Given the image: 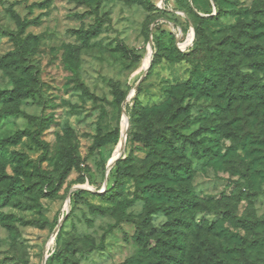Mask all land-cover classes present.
Returning <instances> with one entry per match:
<instances>
[{"label":"rangeland","instance_id":"rangeland-1","mask_svg":"<svg viewBox=\"0 0 264 264\" xmlns=\"http://www.w3.org/2000/svg\"><path fill=\"white\" fill-rule=\"evenodd\" d=\"M14 15L30 25L9 58L18 49ZM200 25L209 48L202 63L243 30L257 46L264 0H0V93L30 94L0 101V142L30 130L48 147L23 138L2 150L0 176L18 177L21 191L0 203V264H153L142 240L163 243L177 217L190 222L195 261H240L245 253L264 264V103L222 110L190 89L196 63L187 54ZM240 61L250 72V60ZM258 77L264 82L263 71ZM202 125L234 130L227 138L199 135L216 159H196L174 139L175 131L189 136ZM124 128L126 146L114 159ZM114 131L115 143L99 148L97 140ZM149 131L172 139L174 150L131 140ZM167 161L183 169L185 177L169 184L193 200L187 212L149 191L152 171ZM118 166L130 175L113 201L103 196L116 185Z\"/></svg>","mask_w":264,"mask_h":264},{"label":"trees","instance_id":"trees-1","mask_svg":"<svg viewBox=\"0 0 264 264\" xmlns=\"http://www.w3.org/2000/svg\"><path fill=\"white\" fill-rule=\"evenodd\" d=\"M217 3L221 0H215ZM14 19L18 26V35L16 39V51L10 52L7 57H15L22 50V42L20 36L25 33L26 28L30 25L24 21L21 17L14 15ZM258 22L250 23V30H255L258 27ZM245 35L252 38L251 32H246ZM207 36V28L205 25L196 26V43L195 48L189 54L194 58L196 67L194 68V79L187 83L190 89H195L199 94L204 97L211 98L220 103V107L223 110L224 106L233 110V106L239 107L241 103H248L251 106L260 105L262 101L264 103V82H262L258 75L261 71L264 72V43L250 45L249 40L244 39V30L242 33H238L234 36H229L227 41H224L218 48H214L211 52L215 53L214 59L205 64L200 62L205 59V52L209 49L205 42ZM263 55V57H260ZM186 56V55H185ZM247 58L250 62L247 64L250 72H244L241 59ZM13 64L10 62L7 66ZM29 92H22L14 90L12 92H1L0 101L8 99L10 101L24 100L29 97ZM121 100H123L121 98ZM228 104V105H227ZM145 109L140 107L139 111ZM235 110V109H234ZM237 115V113H236ZM202 129V130H201ZM203 131H213L221 137H230V132L227 128L223 129L220 126L215 129L202 125L200 130L192 135H181L175 131L174 139L182 142L184 147L191 148V156L202 159H216L219 156V152L211 150L203 140L199 138V135ZM228 131V132H227ZM119 133L117 131L110 132L107 135L100 137L97 140V146L99 148L111 145L115 143ZM23 138H28L34 142L38 147L42 148L44 152H47V145L40 141V138L36 133L30 130L18 131L15 135L0 142V155L5 146L17 145ZM132 141L142 142L147 145H152L155 142H159L165 145V147L173 151L174 144L172 139L160 137L158 131H149L147 134L134 133L131 137ZM23 157L22 155H20ZM183 169H176L174 165H171L169 161L163 162L157 165L156 169L152 171V182L150 184L149 191L159 197H166L177 205V208L181 212H187L193 207V200L187 197L179 188L170 185L172 180L178 182L183 179ZM35 172L42 175L43 172L36 166ZM190 174L189 170H186V176ZM116 185L103 197L115 201L117 199L116 193L120 191L121 184L126 177H129L130 173L118 166ZM19 181L18 177L0 176V182L8 183L7 193L0 192V203L4 201L3 205H8L12 196L21 191V188L17 186ZM188 220L177 217L175 224L170 230V236L161 243L158 240L156 243L149 241V236H145L143 242V254H147L149 259L154 257L156 262L153 264H204L199 259H196L197 246H190L187 241L188 233L185 229H189ZM236 224L243 226L246 229H252L255 224H251L248 219H238ZM139 243V242H138ZM189 245V246H188ZM251 257H247L245 253L242 254L240 261H230L226 258H219L212 260L206 264H260L259 262H251ZM126 264H138L136 259L127 262Z\"/></svg>","mask_w":264,"mask_h":264},{"label":"bare ground","instance_id":"bare-ground-1","mask_svg":"<svg viewBox=\"0 0 264 264\" xmlns=\"http://www.w3.org/2000/svg\"><path fill=\"white\" fill-rule=\"evenodd\" d=\"M126 140H127V132H126V128H124V132H123V135H122V139H121V142L119 143V145H118V148H117V150H116V152H115V155H114V159L116 158V157H118L120 154H121V152H123L124 151V149H125V146H126ZM114 164V163H113ZM57 231V230H56ZM55 233V232H54Z\"/></svg>","mask_w":264,"mask_h":264}]
</instances>
